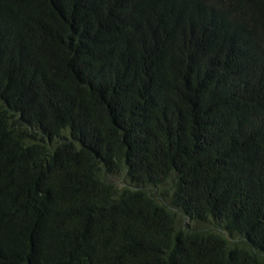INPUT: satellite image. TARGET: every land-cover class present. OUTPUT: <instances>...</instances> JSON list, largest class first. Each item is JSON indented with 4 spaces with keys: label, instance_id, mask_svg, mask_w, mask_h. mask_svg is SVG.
I'll list each match as a JSON object with an SVG mask.
<instances>
[{
    "label": "trees",
    "instance_id": "obj_1",
    "mask_svg": "<svg viewBox=\"0 0 264 264\" xmlns=\"http://www.w3.org/2000/svg\"><path fill=\"white\" fill-rule=\"evenodd\" d=\"M0 264H264V0H0Z\"/></svg>",
    "mask_w": 264,
    "mask_h": 264
}]
</instances>
